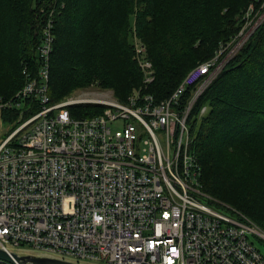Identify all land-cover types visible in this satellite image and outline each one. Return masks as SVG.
<instances>
[{
	"label": "built area",
	"instance_id": "1",
	"mask_svg": "<svg viewBox=\"0 0 264 264\" xmlns=\"http://www.w3.org/2000/svg\"><path fill=\"white\" fill-rule=\"evenodd\" d=\"M53 12L37 67L25 65L22 88L0 97L2 119L15 115L0 139V248L27 246L74 264H264L255 246L263 232L210 204L191 147L195 104L236 53H216L161 100L137 92L123 102L79 95L51 104ZM141 48L147 89L153 70ZM84 104L103 110L71 115Z\"/></svg>",
	"mask_w": 264,
	"mask_h": 264
},
{
	"label": "trees",
	"instance_id": "2",
	"mask_svg": "<svg viewBox=\"0 0 264 264\" xmlns=\"http://www.w3.org/2000/svg\"><path fill=\"white\" fill-rule=\"evenodd\" d=\"M43 1L0 0V47L3 48V40L9 46L6 48L9 57L5 56L4 61L1 60L2 67L9 71L12 79L15 78L14 84L17 86L1 94L3 88L12 82L1 84V97H10L23 86L21 71L25 65H38L36 50L40 44V30L49 12L47 9L39 15L38 5H42ZM49 1H52L54 8V43L48 72V98L51 104L62 101L72 92L88 87L95 81L99 87L122 95L126 89L142 84V75L132 57L130 46L122 42L124 36L121 29L114 42L118 44L121 40L123 47L120 49L125 60H111V50L107 51V59L109 55L112 62H105L104 67H100L99 62L95 63L93 57L89 58L90 38L102 34L109 24L104 15L114 5H121L122 0ZM124 1L135 15L137 35L146 39V43L143 42L148 60L153 65L154 79L148 87V93L157 100L164 99L185 77L186 62H196L198 59L205 62L213 56L209 59L208 54L203 56L207 52L201 50L200 46L187 47V40H183V43L172 41L175 47L165 50L159 44L154 45L148 36L149 27L154 24L164 4L171 10L168 16L179 18L186 3L176 6V0ZM215 1L194 0L193 4H186V7L193 9V16L203 32L209 30L207 10L209 12ZM135 3L137 9L133 12ZM42 6L44 10L45 5ZM148 18L151 20L148 21ZM182 18L185 16L182 15ZM166 21L167 16L163 20V28ZM217 43L207 49L212 51L218 48ZM102 59H106L105 56L98 53V61ZM117 64L122 69H118ZM116 99L123 102L126 96L122 99L117 96ZM203 106H207L208 111L199 117ZM102 110V106L88 104L69 108L75 118L94 117L100 115ZM189 129L191 147L201 167L203 191L241 212L264 231V164L263 175L257 178L254 165L247 161L250 157H264V22L198 98ZM231 184L234 188L240 187L231 189Z\"/></svg>",
	"mask_w": 264,
	"mask_h": 264
},
{
	"label": "rangeland",
	"instance_id": "3",
	"mask_svg": "<svg viewBox=\"0 0 264 264\" xmlns=\"http://www.w3.org/2000/svg\"><path fill=\"white\" fill-rule=\"evenodd\" d=\"M123 3L121 5H114L107 13L104 15V19L109 21L108 26L105 28V30L102 31V34L100 36L94 37L92 36L89 41L90 43V53L89 58L93 57L94 62H99L100 67L105 66V62H112L116 61L119 62L121 60H125V56L120 48L123 47L121 44V40L118 42H114L115 36L118 37L119 30L121 29L122 35L124 38L122 39V42L125 44L127 43L128 46H130V51L132 53L133 59H135V63L137 64V67L139 68V63L137 61V49L141 48L142 53H144L143 56H145L146 60H148V54H147V48L145 46L146 39L144 37H139L135 31V15L132 14L131 9L129 8V5L126 4L124 0H122ZM48 2V3H47ZM178 3H186V4H193L194 0H176L174 5H178ZM45 5V9H41L43 7L42 5ZM169 4V3H168ZM186 4L181 9V14L179 18H176L171 15L168 16L169 13H171V10L166 6L165 4L161 7L160 11H158V16L156 17V20H154V24L149 27L148 36L150 37L152 43L159 44L160 46H163L165 50H171L175 46L172 44V41H176V43H183V40L189 41V46H200L201 50L205 49V53L203 56L209 55V58H214L216 53H220L222 51L221 56H223V51L227 50L228 52H233V55L239 52L241 50L242 46L250 39V37L253 35V33L256 31V29L262 25L264 22V0H217L215 1L211 6L210 10L208 12L207 10V19L210 23L208 29L206 32H203L202 29L199 27V22L195 19L193 16V9L191 7H186ZM42 5H38L40 7L39 9V15H41L43 12L47 9H49V12L47 13L48 16L53 12L54 8H52V1H43ZM143 8V7H142ZM137 9L136 3L134 4L133 12ZM195 12V7H194ZM192 14V16L190 14ZM182 15L185 16V18H182ZM167 16L166 26L163 28V20ZM52 18V15H51ZM151 18V17H150ZM40 19V18H39ZM150 21L151 19H147ZM99 21H102L99 19ZM47 23V22H46ZM53 25V23H52ZM234 31V32H233ZM42 28L40 30V37H41ZM147 36V37H148ZM149 40V39H148ZM145 43H144V42ZM218 42V48L210 51L212 45ZM3 48L0 47V88L3 87L1 84L4 82L11 81V85H9L7 88H3L2 93L4 94L8 92L11 88H13L16 84H14L15 78L12 79L9 71L5 69L2 64V61H4L5 56L9 55V52L6 50L8 46L7 42L3 40L2 43ZM94 46H96L94 48ZM217 46V45H216ZM210 47V49H207ZM178 48V47H177ZM120 49V50H118ZM239 49V50H238ZM111 50L112 52V59L110 60V57L108 55L107 59V51ZM187 50L190 51L189 48ZM170 52V51H169ZM185 52V51H184ZM98 53H101L103 56H105L106 59H102L101 61H98ZM236 54L233 56L232 59L236 56ZM9 57V56H8ZM200 58V57H199ZM211 58V59H212ZM232 59L230 61H232ZM198 59L196 62H186L184 66L185 75L189 73L194 67L199 66L205 62L204 60ZM206 60V59H205ZM210 60V59H209ZM226 60L224 68L228 65L230 62ZM148 62L152 66V62L148 60ZM118 69L120 68V64H117ZM23 70V69H22ZM141 73V71H140ZM22 74V71H21ZM142 74V73H141ZM23 76V75H22ZM24 81V77H23ZM181 83V82H180ZM179 83V84H180ZM98 83L95 81L91 83L88 87H85L83 89H79L77 91L72 92L68 97L72 96H79V95H90V96H96V97H106V98H112L113 100H117L116 97H120V99L125 98L126 99L129 95H132L137 92L141 93H148L149 88L145 89L143 84L133 86L131 89H126L125 94H117L116 92H112L110 89H103L97 85ZM178 84V85H179ZM15 86L14 88H16ZM22 88V87H21ZM19 88V90L21 89ZM14 90V89H12ZM19 90L15 91L10 97L4 98L5 100L11 99ZM193 92V90H192ZM172 93V92H171ZM170 93V94H171ZM65 98V99H66ZM125 99V100H126ZM64 100V99H63ZM124 100V101H125ZM118 101V100H117ZM207 107V106H205ZM208 108V107H207ZM3 116L0 113V139L4 137V133L7 129V125L10 124L12 126V121L15 119V115L13 118L9 121L6 119H2ZM2 121V125H1ZM113 129L119 130L120 126L115 127ZM248 162L252 165H254V174L255 177L263 172V162L264 157H258V158H247ZM263 175V174H262ZM259 178V177H257ZM240 187V186H238ZM236 187V188H238ZM231 189H236L231 184ZM207 196L210 197L212 203L214 206L219 207L221 209L227 210L229 212H233L236 214H240L239 216L246 218L248 221L252 222L249 218H247L245 215H243L241 212L237 211L233 207L229 206L228 204H225L209 194L206 193ZM206 196L207 200L208 197ZM215 201H214V200ZM257 226L256 224H254ZM259 227V226H257ZM259 229L263 232L264 231L259 227ZM255 246L259 249L261 255L264 257V243L257 242L255 243ZM10 251L12 253L18 254L19 256H34V257H41V258H52L61 260L62 258L55 254H50L41 250H36L27 246H21L19 248H12L10 247ZM66 262H71L69 259H64Z\"/></svg>",
	"mask_w": 264,
	"mask_h": 264
},
{
	"label": "water",
	"instance_id": "4",
	"mask_svg": "<svg viewBox=\"0 0 264 264\" xmlns=\"http://www.w3.org/2000/svg\"><path fill=\"white\" fill-rule=\"evenodd\" d=\"M0 262L4 264H74L64 260L52 258H41L34 256H19L18 254L7 252L0 248Z\"/></svg>",
	"mask_w": 264,
	"mask_h": 264
}]
</instances>
